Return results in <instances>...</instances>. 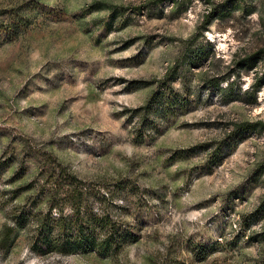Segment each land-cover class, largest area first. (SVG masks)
Here are the masks:
<instances>
[{"label": "rangeland", "instance_id": "rangeland-1", "mask_svg": "<svg viewBox=\"0 0 264 264\" xmlns=\"http://www.w3.org/2000/svg\"><path fill=\"white\" fill-rule=\"evenodd\" d=\"M168 79L185 102L143 110ZM256 120L264 0H0V264H264V130L228 135ZM57 163L138 239L101 257L10 236Z\"/></svg>", "mask_w": 264, "mask_h": 264}, {"label": "trees", "instance_id": "trees-1", "mask_svg": "<svg viewBox=\"0 0 264 264\" xmlns=\"http://www.w3.org/2000/svg\"><path fill=\"white\" fill-rule=\"evenodd\" d=\"M185 64L186 59L182 60ZM255 62V61H254ZM252 62L251 64H253ZM182 64V65H183ZM175 72V71H174ZM169 76V75H168ZM166 75L165 78L167 79ZM221 79H209L211 90H221ZM176 91L173 93L171 81H160L142 107L148 110L157 105L162 110L173 108L174 104L184 103V95ZM264 130V121H242L234 124L228 135H234L236 130ZM40 175L45 176V186L40 189V199L46 200L48 207L45 211H38L36 205L23 208L14 216L13 225L10 224V236L16 228H23L28 224L34 225V233L30 248L37 254H74L96 253L107 257L117 253L130 242L138 239V235L129 227L122 225V220L113 216L103 203L94 207L93 203L102 202L111 191L100 193V187L78 178L65 165L57 163L48 170L44 169ZM91 200V201H89ZM55 209L56 211H52ZM8 229H4V237L8 236Z\"/></svg>", "mask_w": 264, "mask_h": 264}]
</instances>
